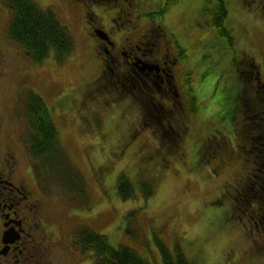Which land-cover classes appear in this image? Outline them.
<instances>
[{
	"label": "rangeland",
	"instance_id": "374dc122",
	"mask_svg": "<svg viewBox=\"0 0 264 264\" xmlns=\"http://www.w3.org/2000/svg\"><path fill=\"white\" fill-rule=\"evenodd\" d=\"M31 1L41 10L55 13L58 24L68 29L73 47L60 63L52 53L40 62H34L14 40L10 39L14 48L9 47V41L3 42L0 46L4 53L0 64V137L12 134L21 142L26 134V94L34 90L44 99L56 124L63 150L76 173L83 176L88 195V202L82 203L86 213L74 215L77 213V198L67 195L69 193L65 192L53 172H40L46 176L44 180L48 189L44 193L53 201V205L51 202L49 206L55 207L57 215L62 211V215H70V219L64 220L59 227L53 213H50L48 220L53 223V229L59 227L56 234L65 237L68 233V239L72 241L74 233L86 224L105 235L113 247L127 245L151 264H162L160 245H164L171 255L178 248L193 264H264V233L260 234L264 232V225L262 221L258 222L257 215L249 218L251 214H257L260 198H256L252 191L248 193V186L253 188L257 180L240 179L247 163L243 161L244 155L230 149V160L218 171H213L212 163L204 162L206 158L198 160L194 152H189L183 159L182 146H187V129L179 135L181 148L172 157H163L166 159L158 158L160 149H153L155 144L158 145L154 137L148 139L146 135L149 134H142L141 139L146 143L144 148L149 146L145 153H149L134 165L133 149L137 144L130 142L129 149H125L131 138L135 116L139 114L137 105L132 104L123 92L118 97L112 96L116 94L111 91L109 98L106 93H100L102 88L110 90L116 84L112 82L115 78L111 80V77L99 75L105 60L99 48L100 40L108 38L115 44L116 50H110L109 44L106 46L121 64L123 60L118 50L129 51L127 38L135 42L144 28L159 29L157 25L160 24L162 44H174L175 48H170L172 54L177 49L183 50L182 54L178 52L180 58L177 61L181 66V78L179 69H174L176 83L192 84L195 94L199 97L201 91V98L204 99L206 88L203 85L215 82L230 60V51L222 47L224 40L215 28L209 26L202 12L205 0H131V6H128L129 0H118L117 3L112 0ZM167 1L171 4L165 9ZM224 2L227 8L224 26L233 37L239 59L247 58L259 68L264 84V15L260 13L261 0ZM1 4L0 22L8 35L12 9L5 4V0ZM96 32H100L103 38ZM106 61L111 63L109 56ZM251 83L255 85V80L252 79ZM262 93L264 91L258 95L262 96ZM183 101V108H191L190 99ZM216 110L204 117H193V120L191 117V129L198 130L207 121L208 129L213 127L212 122L218 118ZM10 112L12 116L8 115ZM176 119L179 125L175 133L180 125H184L181 116ZM249 120L247 118L244 122L249 123ZM223 128L215 126L213 129L225 132L232 147L231 133ZM169 131L163 130L162 134L171 140L174 133ZM119 141L124 143L116 144ZM111 144L114 146L108 148ZM163 147L164 154L171 153L169 145L162 143ZM149 158L154 159L156 164L151 166L152 175L146 170ZM183 160L186 162L180 166L179 162ZM254 167L252 162L248 163L246 172L251 173ZM137 170L143 171L140 179L156 178L155 192L146 200L140 192V181L135 180ZM120 174L129 176L133 184L135 195L132 199H121L116 190V179ZM230 206L241 210L236 212ZM228 211H232L234 218L226 219V214L230 215ZM258 234L263 239L251 241ZM74 254L78 255L76 251L64 254L59 249L49 248V255L46 256L52 264L55 260L57 264H66ZM63 258L67 262L64 263ZM87 259L89 262L86 264H93L89 253Z\"/></svg>",
	"mask_w": 264,
	"mask_h": 264
},
{
	"label": "flooded vegetation",
	"instance_id": "af4514ba",
	"mask_svg": "<svg viewBox=\"0 0 264 264\" xmlns=\"http://www.w3.org/2000/svg\"><path fill=\"white\" fill-rule=\"evenodd\" d=\"M117 1L113 0L114 3ZM2 2L3 0H0V4ZM128 6H131V0H129ZM116 16L119 18L118 13ZM157 26H159V29L154 27L144 28L135 42L127 38L126 46L129 51L118 50V54L122 56L123 60L121 64L120 60L113 58L110 52V50H116L114 43L107 38L106 40H100L101 43L99 45L105 55L99 75L111 77V80L115 78L112 82L117 84L110 90L102 88L100 93L108 94L113 91L115 94L122 95L123 92V94L126 93L132 104L137 105L139 114L135 116L132 124V141L138 147H142L141 150L146 145L145 140L141 139L142 134L147 133L150 135L146 136L148 139L153 136L155 140L162 143V130L169 129L172 132L177 130L178 121L176 115L178 114L177 111L182 108L183 94L186 93L182 91L184 89L183 86L187 82L179 81L176 83L175 81L174 69L175 71H177V68L179 69L180 78L182 75L181 66L177 62L180 58L178 51L172 54L170 48H175V45L162 44V33H160L162 32V27L160 24ZM94 30H96V26ZM8 41L11 45L9 47L14 48V44L9 39V34H6L4 25L0 22V46H2L3 42L7 43ZM106 44H109L110 50ZM5 46L4 48L6 49L7 45ZM3 56L4 53L0 50V64ZM107 56H109L111 63L107 64ZM246 59L242 58L239 62L236 60L234 64L229 62L230 65H228L234 74L239 75L238 79L241 81V84L237 85L238 95L236 99L240 100V106H243V102H250L249 98H252L255 105H253L251 110L255 111V114L248 119L264 121V93H262V96L258 95V93L260 94L261 91H264V84L261 81L262 79H260L261 72L251 61ZM1 77L2 74H0ZM252 79L255 80V85L251 83ZM220 81L225 80L220 79L217 83L215 87V91H218L217 93H222L223 90ZM88 87H90V82ZM261 97H263V102ZM218 100L217 107H226V95L224 96L222 93L221 100ZM238 111L241 112V109L238 108L235 114ZM8 115L12 116L13 113L10 112ZM7 118L8 116L6 115ZM235 118L238 117L235 116ZM246 119L247 117H245ZM1 121L4 122V118ZM238 127L241 132L243 127L239 124ZM255 129L254 127L252 131ZM235 133L237 134L238 132ZM223 134L226 135V133ZM17 140L19 138L12 134L0 137V264H52L53 262L46 256L49 255V248L59 249L64 254L76 251L78 255L74 254L72 260L68 262L67 259L63 258L64 263L86 264L84 242L80 241L77 244L75 234L72 236V241H69L68 233H66L65 237L56 234L64 220L70 219V215H62L63 211L57 215L55 207L49 206L51 202L53 205L52 199L43 190L39 192L31 188L27 178V167L29 164L34 165L36 161L29 156L25 145ZM216 140V137L213 136L209 138L208 144L211 146V142ZM246 141V144L249 143L251 148H255L257 145L264 146L263 138L262 136L259 137V135L255 137L247 136ZM205 156H209L208 152L205 153ZM213 157L210 159L206 158L210 164H213V171H218V168L224 167L230 160V155L229 157L225 156V158L220 156ZM198 159L203 158L199 157ZM262 162L264 168V155ZM255 165L254 169H251V173L244 170V174L240 176V179L252 180L254 178L257 180L253 188L248 186V192L252 191L251 193L256 198H260L257 214L253 213L249 218L252 219L254 215H257L258 221H262L264 225V169L257 164ZM214 174L217 175L218 173L214 172ZM236 193L241 194L240 191ZM49 207L50 209L47 210ZM233 209H235V206ZM50 213H53L54 219L59 224L56 230L53 229V223L50 222V219L48 220ZM78 213L83 215V211L80 209L74 215H79ZM43 214L45 217H43ZM233 216L235 215H232L231 211L230 215L226 214V219L229 220ZM85 226L86 224L82 227ZM254 227L257 228L258 225L255 224ZM262 233L264 232L260 234ZM260 234L256 235V238L254 237L251 241H261L263 238L260 237ZM54 264H57V260L54 261Z\"/></svg>",
	"mask_w": 264,
	"mask_h": 264
},
{
	"label": "trees",
	"instance_id": "16d2710c",
	"mask_svg": "<svg viewBox=\"0 0 264 264\" xmlns=\"http://www.w3.org/2000/svg\"><path fill=\"white\" fill-rule=\"evenodd\" d=\"M5 4H8L10 9H12L9 38L14 40L32 61L40 62L50 53L53 54L54 59L59 63L68 57L73 47L72 37L66 27L58 24L55 13L39 9L31 0H5ZM170 4L171 1H167L165 9H167ZM202 8V12L207 17L209 26L215 28L219 36L224 40V45H222V47L230 51L229 62L232 64H234L236 60L239 62L240 59L234 47L233 37L224 26V21L227 16V8L224 0H205ZM259 8H261V15H264V0H261L259 3ZM182 52L183 50L179 49V53L182 54ZM230 70L231 69L228 66L223 68L219 76L216 78V81L210 85L208 83H201L204 84L203 86L206 88V95L203 97L204 99L201 98V91L199 97L195 94V88L192 84L187 82L185 86H183L184 89L182 92H186L183 94V100L186 102V100L190 99V103L192 104L191 108L188 106L183 108L184 105H182V108L177 111L178 114L176 115V118L181 116L184 120V125H180V129L176 133L169 131L174 133V136L172 137L173 139L168 140V137L166 138V135L162 134V143L169 145V147L172 148L170 150L171 153L164 154L162 143L154 139L159 146L155 144L153 149H160V151H158V158H163L169 155L172 157L173 154H176L179 148H181L179 144V135L184 134L186 132L185 130L188 129V132L185 134L187 146H182L184 149V154L182 155L183 159L185 155H189V152H194L197 159L199 157L203 158L198 160H204V158L210 159L213 156L225 158V156H228L227 152L232 149L231 151L235 150V152H240L244 155L245 158L243 161L247 162L245 167H247L248 163L253 162V164L255 163L263 168L262 161L264 146L257 145L255 148H251L249 147V143L246 144V138L247 136L255 137L256 135H259V137L262 136L264 141V121L250 119L249 123L244 122L245 117L249 118L253 116L251 108L255 103L252 98H249L250 102H243V106H240V100L236 98L238 95L237 85H240L241 81L238 79L239 75L234 74ZM220 79L225 80L220 81V84L223 88L222 93L227 97V105L223 108L217 107L218 99L221 100L222 93H217L218 91H215V87ZM117 95L118 94L112 96ZM106 96L109 98L108 94H106ZM25 98L24 112L26 128L24 132L26 134L24 135V144L29 156L36 161L34 166L35 174H32L36 190L41 192L42 190L47 189L44 180L46 176L42 175L40 172L50 171L57 176V179L61 182L66 193L72 195L73 198H78L81 203H87L88 195L85 180L79 172H77L78 174L76 173L71 162H69L66 152H64L59 141L58 130L54 120H52L46 102L34 90L29 91ZM199 99H202L200 103ZM201 103L203 104L202 106ZM238 108L241 109V112L238 111V113L235 114ZM214 109H217L216 114H218V118L216 122H212L213 127L208 129L209 122L207 121V124L199 127L198 130L193 131V129H191L189 126V120L191 117L193 120V117L198 118L202 115L203 117L207 116V113ZM235 116L238 118H235ZM218 122L222 123V125L219 126ZM238 124L243 127L241 132ZM215 126L220 128L224 127L223 129L228 130L231 133L233 147L229 146V139L227 140L228 137L223 134L225 132L213 129ZM182 127L184 128L181 129ZM254 127L256 129L252 131ZM132 132L133 129L131 133ZM235 132L238 133L236 134ZM189 136L192 137V139H189ZM211 136H215L217 140L211 142L210 146L208 140L209 138H212ZM183 137L181 138V143ZM120 143L124 142L119 141L116 144ZM128 144L129 139L127 145ZM235 145H238V147ZM113 146L114 145L111 144L108 148ZM129 146L130 145H128L125 150H128ZM148 147L141 150L142 147H138L137 145L136 148L133 149V155H135L133 159L136 160L134 161V165H136L140 158L145 157V155L149 153H145ZM206 152H208L211 157L205 156ZM185 162L186 161L184 160L180 161L179 165L182 166ZM204 162L209 163L208 160H204ZM255 164L254 166H256ZM155 165L154 159L149 158V166H147L146 170L149 171L150 175L153 173L151 166ZM245 167L244 170H246ZM142 173V170H137V173L134 176L135 180L140 181V192L142 197L146 200L155 192L156 183L154 180H156V178L150 177L148 180L140 179L139 176L142 175ZM35 178H37L38 181L43 182V184L37 182ZM116 190L123 200L132 199L135 195L133 184L129 179V176H126L125 174H120L117 177ZM82 207H85L84 204H82ZM234 210L238 212L241 208L235 206ZM74 234L77 244L80 241L84 242V250L86 254L89 253L91 255L93 264H151L140 257L137 251L131 249L127 245L113 247L110 245L105 235L96 232L90 226L86 225L85 227L78 229ZM163 246L164 245H160L162 264H193L178 248L175 249L174 255H171L167 248Z\"/></svg>",
	"mask_w": 264,
	"mask_h": 264
},
{
	"label": "water",
	"instance_id": "95a60500",
	"mask_svg": "<svg viewBox=\"0 0 264 264\" xmlns=\"http://www.w3.org/2000/svg\"><path fill=\"white\" fill-rule=\"evenodd\" d=\"M98 33H99V36H101L103 38V36L101 35V33L100 32H98Z\"/></svg>",
	"mask_w": 264,
	"mask_h": 264
}]
</instances>
